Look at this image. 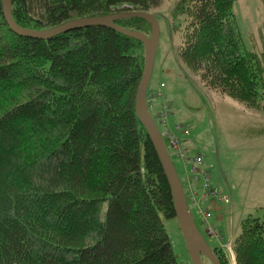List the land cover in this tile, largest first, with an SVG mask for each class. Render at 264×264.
<instances>
[{"label":"trees","instance_id":"16d2710c","mask_svg":"<svg viewBox=\"0 0 264 264\" xmlns=\"http://www.w3.org/2000/svg\"><path fill=\"white\" fill-rule=\"evenodd\" d=\"M237 1L180 0L178 57L206 89L262 108L264 61L246 48ZM163 2L13 0L12 14L20 27L45 31ZM116 24L151 28L142 19ZM144 54L142 43L104 27L20 37L0 0V264H180L164 225L177 218L173 191L136 114ZM234 252L236 264H264L262 217L242 220Z\"/></svg>","mask_w":264,"mask_h":264},{"label":"rangeland","instance_id":"374dc122","mask_svg":"<svg viewBox=\"0 0 264 264\" xmlns=\"http://www.w3.org/2000/svg\"><path fill=\"white\" fill-rule=\"evenodd\" d=\"M179 1L164 0L159 10L150 11L158 20L160 41L148 95H155L158 87L162 89L161 84H165V92L174 101L171 125L176 120L190 129L185 139L186 158L189 153L191 158L201 156L203 165L194 171L191 162H183L168 149L169 155L185 186L189 211L200 233L218 259L236 264L234 244L241 233L242 220L248 215L264 219V100L262 108H248L206 89L200 76L182 64L178 50L183 39L180 34L174 35L172 21ZM119 13L128 12H114ZM235 13L246 48L264 61V0H238ZM144 33L150 37L151 28L146 27ZM164 104L167 103L161 106ZM151 113L163 133L155 110ZM198 151L201 153L195 155ZM208 172L212 175V189L206 191L201 185ZM164 225L179 263L192 264L178 219H164ZM203 263L212 264L205 258Z\"/></svg>","mask_w":264,"mask_h":264},{"label":"water","instance_id":"95a60500","mask_svg":"<svg viewBox=\"0 0 264 264\" xmlns=\"http://www.w3.org/2000/svg\"><path fill=\"white\" fill-rule=\"evenodd\" d=\"M12 2L13 0H3L4 15L10 29L20 37L47 41L62 34L80 29L90 27H104L115 30L120 34L129 38H133L143 44L145 48V65L143 78L136 98L137 117L139 118V121L142 123L144 128L148 131V134L153 141V144L165 169L168 181L173 191L176 216L180 224V229L191 263L204 264L203 257H205L212 264H220L216 254L210 248V246L204 239V236L200 233L197 224L194 221V217L189 211L183 185L169 155L161 132L157 124L155 123V120L148 107L147 93L153 75L155 57L159 48L160 41V26L157 18L150 13L128 12L112 14L103 17L83 18L68 22L50 30L36 31L22 28L15 22L12 14ZM127 19L145 20L151 27V36L148 37L142 32L125 30L116 24L119 21Z\"/></svg>","mask_w":264,"mask_h":264},{"label":"built area","instance_id":"2783aa9c","mask_svg":"<svg viewBox=\"0 0 264 264\" xmlns=\"http://www.w3.org/2000/svg\"><path fill=\"white\" fill-rule=\"evenodd\" d=\"M162 86L164 87V85ZM161 93H162L161 88L156 92L155 95L149 96L147 93V103L149 108H152V103L156 98L163 97ZM157 117L160 122V127L163 128V131L165 133L166 141L170 145L171 152L174 153V155H176V157L182 160L183 162L184 161L191 162L194 165L193 166L194 171L197 166L199 167L203 165L204 162L201 156H194L192 158L190 156H187L186 158L185 139L187 135H189L190 129L187 126L179 123H175L171 125V120L173 119V113L171 112L170 106L168 104H164L163 106H161V108L157 113ZM197 175L202 177L204 173L202 172L201 174V172H197ZM202 181L204 183V187H206L205 188L206 191L207 189H210L211 176L209 172L207 174V177H205ZM187 202H188V198H187Z\"/></svg>","mask_w":264,"mask_h":264},{"label":"crops","instance_id":"0c3cea01","mask_svg":"<svg viewBox=\"0 0 264 264\" xmlns=\"http://www.w3.org/2000/svg\"><path fill=\"white\" fill-rule=\"evenodd\" d=\"M164 85V87L161 89V94L163 95L164 99H160V98H157L159 100H156L151 108V110H155L156 114L158 113L159 109L161 108V105L165 102L167 104H170L171 105V108L173 110V104H174V101H173V97L169 94H167V92H165V88H166V85L165 84H161V86ZM174 117H175V113H173ZM176 121V120H175ZM177 122V121H176ZM210 169V168H209Z\"/></svg>","mask_w":264,"mask_h":264},{"label":"flooded vegetation","instance_id":"af4514ba","mask_svg":"<svg viewBox=\"0 0 264 264\" xmlns=\"http://www.w3.org/2000/svg\"><path fill=\"white\" fill-rule=\"evenodd\" d=\"M203 258H205V257H203ZM206 259V258H205Z\"/></svg>","mask_w":264,"mask_h":264},{"label":"bare ground","instance_id":"6f19581e","mask_svg":"<svg viewBox=\"0 0 264 264\" xmlns=\"http://www.w3.org/2000/svg\"><path fill=\"white\" fill-rule=\"evenodd\" d=\"M171 112H172V110H171Z\"/></svg>","mask_w":264,"mask_h":264}]
</instances>
